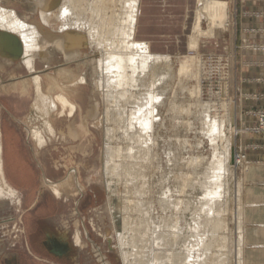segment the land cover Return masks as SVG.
Returning a JSON list of instances; mask_svg holds the SVG:
<instances>
[{"label": "rangeland", "instance_id": "374dc122", "mask_svg": "<svg viewBox=\"0 0 264 264\" xmlns=\"http://www.w3.org/2000/svg\"><path fill=\"white\" fill-rule=\"evenodd\" d=\"M216 1L226 3L225 26L212 29L211 22L197 10L200 7L197 0L194 11L188 17L185 34L178 47L173 44L168 46L171 59L159 63L156 68L153 67L154 72L157 73L153 80L149 73L143 79L144 85L146 83L149 85L150 80L153 81L155 87L153 89H156L155 93L160 101L155 102L157 105L154 103L156 112L150 133L153 134L150 136V142L152 139L153 141L149 145L151 149L150 160L147 162L149 164H143L145 169L139 170L144 175L143 180L134 175L136 180L132 177L133 184L130 185L127 181L129 187L125 184V179L121 181L116 178L109 179L103 174L104 147L108 144L103 131L105 127L114 128L116 125L114 122L111 125L112 121L106 123L103 94L96 93L90 103L89 97L94 92L89 85L71 90V97L66 96V98H69L72 111L59 105V114L52 119L54 127L58 130L57 134L60 132L58 136L64 133L66 141H51L38 149L28 129L31 126L41 129L43 124L37 120H34L35 123L29 121L27 116L33 95L27 79L20 80L27 77L29 72L19 67L18 63L0 69L3 168L8 185L21 200L20 206L17 207L15 202L0 199V264H123L116 244L117 236L125 233L123 221L125 220L126 223L130 221L127 228L134 227L139 222L137 212L143 210L141 206L136 208L138 211L130 209L125 211L123 207L124 204L128 205V208L134 206L133 189L144 185L145 195H142L141 190V199L144 204H148H145L147 214L154 223L151 230L154 229L155 232L157 230L155 227H160L170 220L172 224H177L175 227L180 228L179 233L177 231V234H182L180 239L192 236L190 231H193L195 220L203 215L200 208L203 191L199 182L203 181L207 168L214 160L213 154L220 153V149L225 145V139L230 137L232 130H235L236 135L231 162L228 164V173H230H225L223 176L225 184H222L223 190L219 191L218 206L216 205L213 209L215 212L212 211L211 214L213 218L210 216L209 220L214 223L217 218L220 224L215 221L216 224L211 226L213 223L208 221L206 231L208 239L203 242L204 248L205 245H209L214 252V245L217 252L220 251L219 254L224 255L220 264H264L263 249H260L263 245L249 237L250 232L261 224L256 219L248 222L245 220L249 215L250 207L264 206L262 201L264 180L255 181L253 173L264 170V0ZM39 8L40 6L35 7L36 10ZM36 13L31 15L30 22H37ZM196 15L202 17L200 28L206 35L197 39V47L194 50H189L190 39L194 36ZM241 22L250 25L241 27ZM41 30L57 36L43 26ZM61 52L66 56L64 49ZM82 52L87 54V57L71 58L72 61L67 65L76 76L81 74L89 82L93 75L92 66L95 58L91 56V51L84 49ZM183 58L186 59L184 60L187 64L195 65L193 74L192 72L178 74ZM53 59L57 65L61 64L60 56ZM41 67L42 65L36 62L33 71H41ZM17 79L18 83L12 84ZM41 79L45 84L46 78L41 76ZM14 86L18 90H15ZM198 87L202 93H192ZM252 88L259 89V93H252ZM139 91L137 89L133 93L137 95ZM94 103L98 108V115L91 122L87 118L85 120L88 121L87 126L84 129L81 123L82 117ZM206 103H213L211 116L218 114L226 117L228 111L226 108H223L224 110L221 108L223 104L230 103V107L234 108L232 129L230 130L227 123L224 124L223 140L217 138L212 142L203 131L204 125L200 118L203 117V106ZM130 106L126 104L123 107L129 111L132 109ZM79 107L81 109H78ZM68 113L72 115L69 116ZM62 115L65 118L63 123L60 122ZM69 124L78 134V139L71 141L64 132V128L66 129ZM120 132L122 130H118L116 134L121 135ZM118 135L109 144L112 148L118 147L124 150L127 145L124 143L126 137L117 138L120 137ZM120 161L123 168L131 164L126 162V165L123 159ZM191 161L194 163L191 164ZM197 161L199 163H196ZM37 164L43 167L42 171L37 168ZM129 168L131 167H128V171H131ZM71 171H76L78 176H71ZM182 176L185 178L183 179ZM46 180L59 188V196L52 192L50 185L45 184ZM108 186L109 190H107ZM164 200L166 202H163ZM258 200L259 202H256ZM127 202L129 204H126ZM175 203H178L176 209L166 206ZM217 211L219 214H216ZM241 211L242 215H240ZM213 212L220 217H216ZM237 213L243 217L240 219ZM128 217L129 219H125ZM161 219L167 220L162 222ZM168 224L170 225V222ZM210 226L212 229L214 226L217 228L212 230ZM245 231L248 233L247 237ZM76 232L80 236L82 247L74 243ZM126 232L129 237L130 231L127 229ZM170 232L169 230L168 233ZM240 233H243V238H248V242L243 243ZM55 242L64 245L65 249L56 250L53 246ZM153 244L155 243L151 245L155 247ZM156 245L159 243L157 242ZM218 245L223 247L224 252L217 249ZM159 246L152 249L154 255H159L160 249L163 252ZM244 256L249 257L248 260H245ZM213 257L218 259L221 256ZM217 263L216 260L214 264Z\"/></svg>", "mask_w": 264, "mask_h": 264}, {"label": "bare ground", "instance_id": "6f19581e", "mask_svg": "<svg viewBox=\"0 0 264 264\" xmlns=\"http://www.w3.org/2000/svg\"><path fill=\"white\" fill-rule=\"evenodd\" d=\"M140 2V0H91L90 2L88 0H0V69H6L13 66L15 63H18L19 67L29 72L27 77L20 78V80L27 79L30 92L33 95V101L29 109V116H27L29 117V121L37 120L41 121L43 124L41 129H37L38 127L36 126H28L30 129L26 128L30 130V134L35 141L36 147L38 149L42 148L51 141H66L64 139V133L60 135L61 137L58 136L60 132L57 134L58 130H56L54 127L52 119L56 117L57 114H59V105H63L65 108H67V110L70 109L72 111L69 98H66V96L71 97V90L84 88L89 85L91 90L94 92V94L89 97V101L91 100L90 103L92 102V99L94 100V95L96 93L103 94L105 105L104 115L106 116L104 117L106 118V123L112 121L111 125L113 122L116 124L114 128H110L111 126L105 127L103 131L104 138L108 141V144H105L104 147L103 174L109 179L116 178V180L120 179V181L125 179V184L127 185L129 184L128 182H130V185L133 184L132 177L134 175L143 180L144 175L139 170L144 168L143 164H147L151 156V149L149 145L153 141L151 138L152 141L150 142V136H153V134L150 135V133L152 132L153 120H155L154 114L156 112V108L154 103L160 101L159 97L156 96V89H153L155 88L153 81H151L157 74L154 72L155 70H153V67L155 66L156 68V65L159 63L168 62L171 59L169 55H162L152 52V48L150 47L149 43L136 39ZM198 2L200 7L197 8V10L201 15L204 16L206 20L211 22L212 29H219L220 27L225 26L227 14L224 13V10H226V3L216 0H198ZM15 6L18 9L15 8ZM36 6H40V8L36 10ZM34 12H37V22H30L32 19L31 15ZM201 19L202 17H197L196 15L195 24L193 27L194 36H192L190 39L188 48L189 50H194L197 47V39L206 35V33L200 28L202 21ZM41 26L47 28L50 30V32L56 34L57 36H53L45 30L42 31ZM63 49L67 57L61 52ZM84 49L91 51V56L95 58V61L93 62L94 66H92L93 75L89 82H87L86 78L81 74L76 76L74 71L69 68V65H67L72 61L71 58H81L82 56L87 57V54L82 52ZM56 56H60L61 64L59 65L56 64L57 62H54L53 58ZM184 59L185 58L182 60ZM185 60L181 66L179 64V75L191 72L193 74V69L195 70V65L191 63L187 64V61ZM36 62L42 65L41 71H33ZM77 69H79V66H77ZM148 73L151 78L149 82L150 84L146 85V83L144 85L143 79ZM41 76L46 78L45 84L43 83ZM13 83L17 84L18 79L14 80L12 84ZM3 86L6 87L5 84H3ZM14 89L16 90L17 88L15 87ZM137 89L140 91L136 95L133 92ZM58 92L60 94H58ZM192 93L200 94L202 92H200V88L198 87ZM160 95L163 94L160 93ZM123 104H130L132 109L126 111L123 107L125 105ZM155 104L157 105V103ZM212 104L213 103H206L203 106V117L200 119L204 125L203 131L208 137L211 138V141L214 142V140L217 138L220 140L225 138L222 132L225 123H227L230 130L232 129L231 126L234 122V108L230 107V103L223 104L221 108L227 109V116L222 117L218 114L211 116L210 111L213 109ZM94 105H90V107L84 113V117L81 116V123L84 129L86 128L88 122L85 120L89 118L88 120L91 122L97 117L96 115H98V108L95 103ZM104 107L102 108L103 111ZM78 109L81 108L79 107ZM68 115L71 116L72 114L68 113ZM64 119L65 118L62 115L60 122L63 123ZM119 122H124V124H120ZM33 123H35V121ZM118 130H122V132H120L121 135L116 134ZM234 131L232 130L230 137L225 139V145L222 149H220V153L213 154L215 155L213 158L214 160L207 168V172L204 175L203 181L199 182L203 191V198L200 202V208L202 209L203 215L201 218H195L196 220L194 219L195 226L192 231L193 233L189 229L190 233L193 234L192 236H189L185 239L183 238V240L180 239L182 238V234H177V231L179 233L180 228L177 226L175 227L177 224H172L170 220V225L168 224L169 222L165 223L164 221L167 219H163L164 221H162V219L160 220L164 223L160 227H155V230L157 229L155 232L153 231L154 229L151 230L153 228V220L147 214L146 205L148 204L145 203V205L141 199V193L144 191L143 187L145 185L140 186V188H132L134 190L132 194H135V202H131H134V206L131 205L130 207L129 205L130 208H128V205L123 203V210L127 211L130 209L138 211L136 208L140 206L143 210L137 212L139 214V222L136 223L138 224L137 228L135 227L136 224L134 227L130 226V229L127 228L130 221L128 220L129 222L126 223L124 220L123 230L125 233H121L117 236V240L115 239L117 241L116 244H118V252L121 257L120 260H122L123 264H214L216 260L219 264L223 262L224 255L219 254L220 251L217 252L216 248H214V245V252H212V249L209 247V245H205L204 248L203 242H205V239H208L206 235L208 221L211 218L210 216H212L211 214L212 211H214L213 209H215L219 202V191L223 190L221 189V187H223L222 184L224 183L223 176L225 173H228V164L231 162L230 159L232 157V146L234 145L233 142L236 135ZM64 132L68 135L66 136L71 139V141L78 139V134L72 129L70 124L66 126V129L64 128ZM1 134L0 123V199H8L12 203L15 202L16 206L19 207L21 200L18 194L8 185L3 168ZM117 135L120 136L117 138H121L122 136L126 137L124 143L127 145L124 150L118 147L117 149L112 148L109 144V142L114 141L113 139H115ZM213 151H215V149ZM120 159H123L125 164L126 162H128L127 164L131 163V166H128L131 167L129 168L131 171H128V167L123 168L121 166ZM235 159L237 160L238 158L236 157ZM194 160L195 159H193V161ZM193 161H191V164ZM196 163H199V161ZM76 171H73L74 176L77 175ZM184 178L185 176L183 179ZM45 184L50 185L47 180L45 181ZM185 184L186 183H184V185ZM77 185L79 187L78 182ZM126 186L125 188H127ZM51 190L55 195H57L54 188H51ZM107 190H109V186ZM143 194L144 192L142 195ZM163 202H166V200ZM126 204L129 203L127 202ZM177 204H166V206L176 209L178 206ZM250 208L249 215H247V217L245 216L246 222L252 220L251 216L254 214V206ZM218 210L220 209L218 208ZM128 214L131 215V213ZM216 214H219L218 211ZM216 214L214 215L216 216ZM237 214L239 215V213ZM242 214L243 213L241 211L240 215ZM240 215L239 217L241 219L243 216ZM125 219H129V217ZM174 221L176 220L174 219ZM215 221L217 222V218L214 220V223L213 221H209L210 223H213L210 225L213 226L216 224ZM217 223L220 224V222ZM216 228L217 227L215 226L213 229L211 227L212 230ZM127 229L131 233L129 237H127V235H129L126 232ZM238 229L241 231V228L238 227ZM169 230L171 231L170 233H168ZM246 231L244 233L247 237L248 233H246ZM250 233H252V235H250L254 237L261 234L263 235L264 228L261 227L254 229L253 232ZM242 234L240 233L241 237L243 238ZM208 235L210 236V234ZM157 242L161 247L156 245ZM246 242H248V238L245 239L244 237L243 243ZM152 243H155L153 244L155 247L159 246L162 248L163 252H161V249L158 247V249H160L158 251L159 255H154L152 249L154 250L155 247L151 245ZM208 243L209 242L207 241V244ZM202 246L203 249L201 250ZM60 248L65 247L61 244ZM217 249L222 251L223 247L218 245ZM218 255L221 257L214 259L213 256L216 257ZM248 258L249 257H245V260H248ZM225 261L227 263L226 259Z\"/></svg>", "mask_w": 264, "mask_h": 264}, {"label": "crops", "instance_id": "0c3cea01", "mask_svg": "<svg viewBox=\"0 0 264 264\" xmlns=\"http://www.w3.org/2000/svg\"><path fill=\"white\" fill-rule=\"evenodd\" d=\"M195 2L197 0H141L137 22V39L149 43L152 52L169 55L168 46L173 44L178 47L185 34L188 17L196 7ZM244 23L241 22V27L250 25ZM251 91L254 94L259 93L257 88H252ZM37 168L40 171L43 170V167L38 164ZM253 173L255 181L264 180V170L253 171ZM262 201L264 202V199ZM253 210L254 214H252L251 219H256L261 224L260 227L254 229L264 228V206H254ZM251 237L253 241L263 245L260 249H263L262 258H264V233Z\"/></svg>", "mask_w": 264, "mask_h": 264}, {"label": "flooded vegetation", "instance_id": "af4514ba", "mask_svg": "<svg viewBox=\"0 0 264 264\" xmlns=\"http://www.w3.org/2000/svg\"><path fill=\"white\" fill-rule=\"evenodd\" d=\"M70 174H71V176H74V174H73V171H71L70 172ZM50 183V182H49ZM50 185H51V188H54L55 190H56V196H59L60 195V191H59V188L58 187H56L54 184H51L50 183ZM78 240H77V239ZM79 241V242H78ZM74 243L77 245V246H80V247H82V242H81V240H80V236H79V234H78V232H76V234H75V236H74ZM55 244V245H54ZM53 244V246H55L56 247V250H58L59 251V249H60V251L61 250H63V248H60V245L61 244H56V242ZM65 249V248H64Z\"/></svg>", "mask_w": 264, "mask_h": 264}]
</instances>
